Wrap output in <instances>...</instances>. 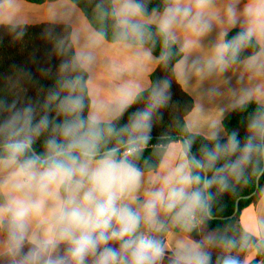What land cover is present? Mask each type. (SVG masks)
Wrapping results in <instances>:
<instances>
[{"label": "clouds", "instance_id": "9594fccd", "mask_svg": "<svg viewBox=\"0 0 264 264\" xmlns=\"http://www.w3.org/2000/svg\"><path fill=\"white\" fill-rule=\"evenodd\" d=\"M237 2L225 9L233 25ZM192 4L196 12L188 19L190 7L168 0L157 24L164 44L161 62L171 56L169 38L178 24L187 19L197 35L211 30L203 16L213 0ZM146 12L137 0H121L111 13L118 43L143 47L151 40ZM245 14L248 27L221 40L208 61L210 72L226 71L254 39L264 40V0H252ZM89 60L80 53L61 62L57 86L39 110L31 104L19 109L0 105V111L9 113L0 122V233L5 235L0 256L8 264H243L234 253L251 247L248 232L237 240L227 229L214 230L199 240L182 239L175 248L164 242L162 233L179 228L199 235L212 219L216 196L230 191L250 166L264 160V107L249 115L243 140L233 131L221 143L213 132V146L202 148L200 158L191 154L193 140H185L184 162L145 188L137 162L154 121L171 100L170 82L153 85L146 106L117 127L114 121L136 103L137 93L121 90L106 116L96 111L85 115L79 73L87 70ZM248 67L264 70V49L248 58ZM38 141L39 152L34 147ZM214 249L219 250L215 258Z\"/></svg>", "mask_w": 264, "mask_h": 264}, {"label": "crops", "instance_id": "0c3cea01", "mask_svg": "<svg viewBox=\"0 0 264 264\" xmlns=\"http://www.w3.org/2000/svg\"><path fill=\"white\" fill-rule=\"evenodd\" d=\"M232 2L234 0H213V6L205 10L203 19L210 22L211 30L197 35L187 26L186 19L173 28L169 38L183 51V57L175 64L176 78L195 103L193 110L186 117L188 129L207 138H210L213 132H218L219 138L226 137L223 119L241 100L244 103L253 100L264 105V70L250 69L248 58L231 65L224 72H210L207 68L216 46L221 40H225V35L231 29L244 30L248 27L249 18L245 14V8L252 0H238L235 4L234 25L229 22L225 13L226 6ZM120 5L121 0H113L114 10H118ZM181 6L191 8L188 18L191 19L196 12L192 0H181ZM163 12H154L143 19L147 24L157 26ZM41 23L69 25L76 56L80 53L90 56L86 70L91 102L89 111L106 116L121 90H131L138 95L150 87V76L158 66L159 60L149 49L146 46L127 47L123 43H110L99 37V33L82 11L70 0H46L42 3L7 0L0 3V24ZM258 43L261 49H264V40ZM182 145L180 141L170 143L158 168L144 172L145 188L155 184L160 176L184 162L181 155ZM0 202H3V194H0ZM208 232L213 230L204 225L201 226L198 237L182 232L179 228H170L162 233V236L170 248H175L182 239L199 240ZM245 232L250 234L251 247L234 254L238 255L243 264H251L258 254L264 252L261 250L262 246L264 248V191L256 202L241 212L233 229V237L239 240ZM4 240L5 235L0 233V251L3 250ZM27 247L28 245L25 246V251ZM218 253V249L213 250L214 258ZM0 264L8 262L0 256ZM257 264H262L261 260Z\"/></svg>", "mask_w": 264, "mask_h": 264}, {"label": "trees", "instance_id": "16d2710c", "mask_svg": "<svg viewBox=\"0 0 264 264\" xmlns=\"http://www.w3.org/2000/svg\"><path fill=\"white\" fill-rule=\"evenodd\" d=\"M7 0H0L4 2ZM33 3H42L46 0H26ZM54 1V0H49ZM85 15L91 26L110 43L116 41L115 19L111 15L114 10L113 0H70ZM146 6L148 16L154 12H162L167 6L168 0H137ZM147 30L152 34L151 40L144 44L151 54L158 60L164 50L163 37L158 33L156 25L147 24ZM242 29H231L225 40H230ZM260 44L254 39L251 46L244 49L238 57L237 64L258 53ZM168 51L171 56L166 63L159 60L158 66L150 76V87L139 93L136 103L127 109L123 117L114 121L117 127L128 123L132 113L146 106L149 92L158 81L167 79L170 82L171 100L167 107L161 109V118L154 121L151 139L147 148L143 151L137 162L143 172L155 171L160 165L166 147L176 141L193 140L191 154L200 158L201 149L211 148L213 141L210 138L190 132L186 123L187 115L194 108V100L182 88L175 74V64L183 57V51L177 44L169 39ZM76 56L71 38V27L66 24L41 23L9 25L0 24V105L12 106L19 109L27 105L39 106L43 104L49 90L57 86L60 76L59 65ZM232 64V65H234ZM84 78L85 115L90 108L88 93V73H79ZM264 107L256 101H248L242 106L233 109L224 119L223 127L226 137L219 138L221 143L226 142L227 137L233 131L239 132L240 139L246 136L247 120L251 113ZM8 112L0 111V122L8 115ZM36 151L42 150L40 141L34 146ZM263 167V160L255 167L250 166L245 172V178L240 182H233L230 191L216 196L213 206V217L227 219H211L206 223L210 230H228V235L233 236L241 212L250 204L256 202L264 191V171L259 180V189L250 198L239 201V210L233 218H229L235 210L236 201L240 197L252 194L256 188V181ZM211 176V173H208ZM213 192L216 190L213 189ZM262 251L264 248L262 246ZM261 260L264 264V252L258 254L251 264H257Z\"/></svg>", "mask_w": 264, "mask_h": 264}, {"label": "water", "instance_id": "95a60500", "mask_svg": "<svg viewBox=\"0 0 264 264\" xmlns=\"http://www.w3.org/2000/svg\"><path fill=\"white\" fill-rule=\"evenodd\" d=\"M263 171H264V160H263V167H262V170H261V172L259 173V175H258V177H257L256 188H255L254 192H253L252 194L248 195V196L240 197V198L236 201V204H235V210H234L233 214H232L231 216H229V218H233V217L237 214V212H238V210H239V201H240L241 199H244V198H250V197L254 196V194L257 192V190L259 189V180H260V176H261V174H262ZM212 219H227V218H223V217H213V216H212ZM191 235L194 236V237H198V236H199V235L197 234L196 231H192V232H191Z\"/></svg>", "mask_w": 264, "mask_h": 264}]
</instances>
